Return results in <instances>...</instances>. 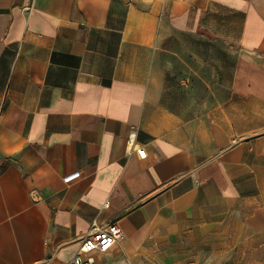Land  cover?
<instances>
[{"label": "crops", "instance_id": "1", "mask_svg": "<svg viewBox=\"0 0 264 264\" xmlns=\"http://www.w3.org/2000/svg\"><path fill=\"white\" fill-rule=\"evenodd\" d=\"M94 221L95 264L261 261L264 0H0V264Z\"/></svg>", "mask_w": 264, "mask_h": 264}, {"label": "built area", "instance_id": "2", "mask_svg": "<svg viewBox=\"0 0 264 264\" xmlns=\"http://www.w3.org/2000/svg\"><path fill=\"white\" fill-rule=\"evenodd\" d=\"M134 134L128 135V142H132L135 138ZM105 207H108V203L105 204ZM122 236L123 231L116 222H111L106 226L98 224L97 221L92 222L89 232L81 238L79 249L68 264H95L92 255L96 252L105 253L109 251Z\"/></svg>", "mask_w": 264, "mask_h": 264}, {"label": "rangeland", "instance_id": "3", "mask_svg": "<svg viewBox=\"0 0 264 264\" xmlns=\"http://www.w3.org/2000/svg\"><path fill=\"white\" fill-rule=\"evenodd\" d=\"M256 257H261V261L260 262H256V263H247L248 259L247 256H235L233 255V257H227V256H223L218 258L216 264H264V254L263 255H256ZM251 258V257H250ZM237 260H240V262H238ZM189 263H195L194 261H189L187 264ZM208 264V263H205Z\"/></svg>", "mask_w": 264, "mask_h": 264}]
</instances>
